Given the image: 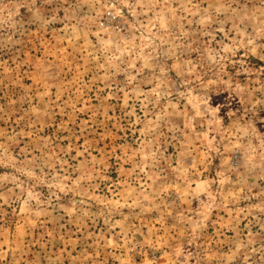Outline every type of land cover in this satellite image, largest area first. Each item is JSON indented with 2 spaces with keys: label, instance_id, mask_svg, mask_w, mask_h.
<instances>
[{
  "label": "rangeland",
  "instance_id": "1",
  "mask_svg": "<svg viewBox=\"0 0 264 264\" xmlns=\"http://www.w3.org/2000/svg\"><path fill=\"white\" fill-rule=\"evenodd\" d=\"M0 264H264V0H0Z\"/></svg>",
  "mask_w": 264,
  "mask_h": 264
}]
</instances>
